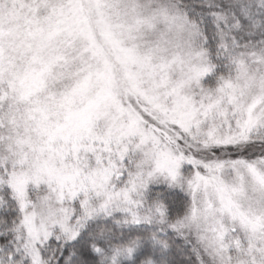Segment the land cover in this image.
I'll return each mask as SVG.
<instances>
[{"label": "snow or ice", "instance_id": "snow-or-ice-1", "mask_svg": "<svg viewBox=\"0 0 264 264\" xmlns=\"http://www.w3.org/2000/svg\"><path fill=\"white\" fill-rule=\"evenodd\" d=\"M0 264H264V0H0Z\"/></svg>", "mask_w": 264, "mask_h": 264}]
</instances>
